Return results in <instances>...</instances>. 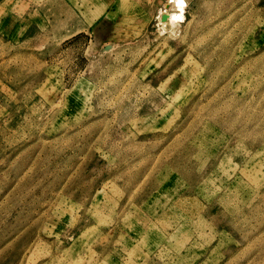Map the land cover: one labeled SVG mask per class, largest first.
<instances>
[{"label":"rangeland","instance_id":"rangeland-1","mask_svg":"<svg viewBox=\"0 0 264 264\" xmlns=\"http://www.w3.org/2000/svg\"><path fill=\"white\" fill-rule=\"evenodd\" d=\"M147 8L0 0V264H264V0L191 1L187 37L217 45L165 100L137 96L165 66L134 61Z\"/></svg>","mask_w":264,"mask_h":264},{"label":"bare ground","instance_id":"bare-ground-1","mask_svg":"<svg viewBox=\"0 0 264 264\" xmlns=\"http://www.w3.org/2000/svg\"><path fill=\"white\" fill-rule=\"evenodd\" d=\"M139 1H141V0H138V2ZM144 1L148 2L149 8L144 9L141 12L144 13L145 17L151 18L155 22V26L157 27V32H156V36H155L154 41L156 44L154 45V48L151 49V43L152 42L151 41L148 42V46H144V48L149 47L147 53L140 56L139 58H136L134 61L140 63L139 65H142V64H143V66L148 65L147 62L150 59V57L154 53H156L158 49L162 48V49H165V58L162 59L161 61L165 62V66L161 70H159V72L157 71L154 74V77H151L150 81H148V83H147L148 89H146L147 88L146 83H144L145 89L141 92H138L137 96L142 97V98L143 97L150 98V97H153L156 95V96H160L161 98H163V100H165V98H168V97H171L174 99V98H178V97H183L184 95L189 96V98L197 97L196 92L192 91L191 93H189V92L186 93V92H184L185 90L183 87H182V89L180 88V90L179 89L178 90L175 89V91L170 90L172 93L168 92V90H169L168 88H171V86L184 85V87H186V85L183 83V81L181 79H180V83H179L173 77H171L170 74H172V73H170V70H171L170 68H173L175 63L179 64V65H182L185 63L187 66H189V64H195L196 66H199L200 68H202V66H200V65H202L203 61H205L208 63L207 65H211V62L213 59V54H214L212 52H213L215 46L217 45V43H216L217 39H215L214 36H211V40L209 41V45H206L204 43L205 40L202 41L207 36L206 32L209 31V30L206 31V29L195 38L189 39L187 37V34L190 31H192L193 29L195 31H197L195 29V26L192 27L193 22L188 18V8L190 7L192 0H160V1H157L156 4H155L156 0H144ZM83 3H85V2H83ZM122 6H124V5H122ZM120 10H122L121 7L117 10V12ZM84 13H85V11H84ZM108 17H109V15L105 16V19L108 20ZM195 20H194L195 25H198L199 21H197V18ZM88 31H89V28H88ZM212 31H209V32L212 34L214 32V31L213 32ZM81 35L85 37V35H87V33L83 35L81 29H77L74 33V37H79ZM120 37H121V35H119L118 38H120ZM111 38H115V37L111 36ZM147 38L150 39V37H147ZM207 40H209V39H207ZM106 47L108 50H110V53H112L113 50L115 49V47L113 45H111L110 43H107ZM120 49L115 50V51H117V53H116L117 57L115 58L116 64H118L120 61L127 59V57H122L123 55L127 56V54H129V55L131 54V48H127L124 50H120ZM104 50L107 51L105 48H104ZM159 54H164V53H159ZM189 55H190V57H189ZM90 61H91L90 62V66H91L92 65V59ZM79 63L80 62H77L75 65L76 70H75V77H74V82H73L74 87L76 88L77 92L81 93L82 96H84L85 98H94V97L103 96L105 93H103L102 91L101 92H99L97 90L96 91H87L88 88L85 89V91H84L83 88H79L83 83L90 85V82L86 81V77H85V75H86L85 71L86 70L83 71L84 73L81 72L80 71L81 67L79 66ZM131 64L132 63H129V65H131ZM179 65H177V66H179ZM197 70H199L198 67H197ZM174 74L176 76L178 75L175 71H174ZM135 75L136 74L131 75L132 81L134 80V78L137 77ZM111 78H113V77H111ZM196 78L197 77L191 78L192 79L191 82H195ZM117 82L122 83L123 81L117 80ZM125 85H126V83H125ZM115 95H117V97L128 96V94L126 92L115 93ZM134 95H136V94H134ZM190 101H191V99H190Z\"/></svg>","mask_w":264,"mask_h":264}]
</instances>
